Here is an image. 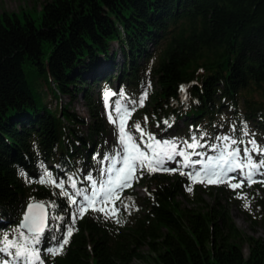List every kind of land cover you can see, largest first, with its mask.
Listing matches in <instances>:
<instances>
[{
    "label": "trees",
    "instance_id": "trees-1",
    "mask_svg": "<svg viewBox=\"0 0 264 264\" xmlns=\"http://www.w3.org/2000/svg\"><path fill=\"white\" fill-rule=\"evenodd\" d=\"M39 13L38 23L27 13L23 20L21 12L0 13V235L11 238L26 203L40 200L54 206L35 245L37 264H264V238L240 232L226 207L201 197L197 208L178 202L188 176L147 170L137 173L147 196L133 201L126 195L120 223L89 210L76 218L63 251L52 255L76 210L60 189L38 182L47 170L71 194L69 176L86 190L89 174L103 179V157L113 154L103 141L98 84L117 94L111 104L121 91L137 104L147 93L141 127L161 141L195 136L203 146L191 161L216 153L222 136L243 140L234 146L241 150L251 148V140L264 147V0H48ZM26 64L45 83L48 100L32 89ZM59 96L82 97L93 122L69 103L49 106ZM251 155L264 160L259 152ZM196 165L182 170L194 172ZM249 188L264 212L258 195L264 184ZM7 258L0 253V261Z\"/></svg>",
    "mask_w": 264,
    "mask_h": 264
},
{
    "label": "snow or ice",
    "instance_id": "snow-or-ice-1",
    "mask_svg": "<svg viewBox=\"0 0 264 264\" xmlns=\"http://www.w3.org/2000/svg\"><path fill=\"white\" fill-rule=\"evenodd\" d=\"M181 91H184L181 88ZM117 95L111 91L104 93L105 105L109 107L111 97ZM120 99L116 100L112 106V111L109 112V121L117 126L118 144L120 151L113 156H104L103 160L109 161L108 167L100 169L101 176H106V179L97 181L89 174L86 179L91 181V189H77V181L73 176H69L70 188L75 191L70 192L65 190V182L57 181L52 174L47 170L40 175L38 182L42 185H49L60 189L59 195L66 197L70 205H76L77 211L73 213V226L67 227L57 247L49 249L50 254H60L64 247L69 243L70 237L74 232V224L76 218L82 217L89 210L105 214V218H115L117 223H120L118 218L119 208L116 207V201L121 199L120 192L123 189L132 186V183L137 179V173H143L147 170L149 173L163 171L169 173L179 172L180 175H186L192 183H208L219 184L229 183L233 189L241 188L244 182L247 181L249 186L252 183L260 182L264 184V180L256 181L254 176L264 175V160L254 161L251 155L252 152H259L264 155V147H258L254 140L249 141L251 148L245 147L241 150L234 147L237 144H243V140H237L228 136L217 137L224 142L222 149H213L218 151V156L207 157L206 162L202 160L190 161L191 155H199L195 150L202 147L199 140L195 136L191 142L178 140H158L155 136L147 133L141 127L139 122L132 125L136 132L140 133L139 143L134 138L132 132L128 128L127 121L130 119L135 108H128L122 103L125 99L123 91L119 93ZM147 98V93L141 96L138 101L139 106H143L144 100ZM115 114V116L113 115ZM147 121V117H145ZM169 127L171 124L167 120L164 121ZM247 135V133H244ZM233 147H229L228 145ZM185 149H191L189 153ZM241 151L243 155H241ZM177 157L182 158V164L177 161ZM170 163H177V167H167ZM194 164H199L201 167L194 172H184L182 168L192 167ZM117 165H120L117 167ZM239 172V181L232 183L237 177L231 175ZM24 175L23 172L20 173ZM188 191L192 188L189 186ZM76 197H80L78 200ZM239 198L244 199L243 196ZM131 199V198H129ZM111 205V211H107ZM49 205V207H53ZM128 206L125 205V209ZM244 207L247 209L250 204L245 201ZM48 217L45 212V205L41 203H30L27 212L25 213L20 225L13 230L12 237L8 234L0 235V253L4 254L7 259L0 261V264H37L40 257L38 249L35 245L40 243L41 237L46 231ZM53 239H57L53 237Z\"/></svg>",
    "mask_w": 264,
    "mask_h": 264
},
{
    "label": "rangeland",
    "instance_id": "rangeland-1",
    "mask_svg": "<svg viewBox=\"0 0 264 264\" xmlns=\"http://www.w3.org/2000/svg\"><path fill=\"white\" fill-rule=\"evenodd\" d=\"M45 1L48 0H0V13L3 11H7L9 13L11 12H21L23 14H20V18L23 20L24 13H27L31 18H33L37 23L39 22V9ZM24 72L26 74L27 80L31 84L32 89L38 93V97L42 100H48L52 95L49 94L48 88L45 87V83L41 84V80H39L34 72L33 66L26 64L24 66ZM115 86V81L111 82V87L113 88ZM97 90V103L99 105L96 107L98 113H101L102 119L104 121V136L103 141L106 145V148L115 155L116 152L120 151V145L118 144V137H117V126L113 123H110L109 121V112L112 111V106L114 105L109 102V107H106L105 105V97L104 93L106 91H110V88H106V86L98 84L96 86ZM118 100V99H117ZM62 101L63 103L67 104L69 103V108L75 112L76 114L82 116L84 120H87L88 123L93 122V116L90 114V109L85 104V100L82 97H79L78 99H75L73 101H70L68 97L66 96H59V99L51 98L50 102H48L49 106L51 107H58V103ZM122 103L128 108H135V111L132 112V115L130 119H128L127 124L129 130L132 132L134 138L139 143L140 140V133L136 132L134 128H132V125H134L136 122H139L142 125H144L145 121L144 118L141 115V106L137 104L136 100L132 97V95L129 98H125ZM144 104V102H143ZM97 113V112H96ZM115 116V114L113 113ZM85 130H87V126L83 127ZM143 128V127H142ZM146 131V130H145ZM222 149V147L218 148ZM219 152L217 151L214 154H211L207 157H215L218 156ZM242 155V153H241ZM206 157V158H207ZM206 158L202 160L203 162H206ZM178 161V157L176 158ZM191 161V160H190ZM196 161V160H193ZM109 161H105L104 166H108ZM176 163H170L167 166L172 167ZM120 165H117L119 167ZM201 165L197 164L195 169L199 170ZM195 170V171H196ZM231 175H234L237 177L236 180L231 181L232 183H237L239 181V172L232 173ZM107 177L104 176L103 179H106ZM189 179V178H188ZM137 180L139 178L135 179L132 183V186L126 189H123L120 192L121 199L119 201H116V207H120L121 205L125 204V197L126 195L133 196L131 199L134 201L136 199L144 198L147 196L146 190H145V184L139 183L137 184ZM254 180L261 181L264 180V177L261 175L254 176ZM223 185V189L220 190L219 188H216V184H208V183H192V181L188 180V185L184 187L183 191L184 193L180 196H178L177 200L183 207H189V208H197L200 207V203L196 200L198 197H201L204 200L205 204L212 205L215 202L220 203L224 207H226L229 212L230 216L234 222V224L238 227L239 231L242 232L245 235L252 236L254 238H264V228L259 224L260 218L259 216L262 215L264 217V212H258L259 209H256L257 204V194L251 193V190L249 188V184L247 181L244 182V185L241 188L233 189L229 186V183H219ZM191 186L192 190L188 191L187 188ZM210 186H213L211 190L209 191ZM258 195H260L264 199V190L260 188ZM240 196H243L244 199L239 198ZM123 199V201H122ZM247 201L250 204L249 208L244 207V203ZM79 202V200H78ZM130 202V201H127ZM112 206L109 205L107 211H111ZM122 208V207H121ZM75 210L77 211V206L75 205ZM119 211L122 212V209L119 208ZM104 214V213H103ZM256 215V216H254ZM79 217V216H78ZM258 220V223L253 222V218ZM113 220H116L115 218H112ZM243 253L244 256H247L248 254V245L245 243L243 244ZM142 252L144 254H147L148 250L147 247L142 248ZM4 255V254H3ZM133 264H147L144 261L134 260Z\"/></svg>",
    "mask_w": 264,
    "mask_h": 264
},
{
    "label": "water",
    "instance_id": "water-1",
    "mask_svg": "<svg viewBox=\"0 0 264 264\" xmlns=\"http://www.w3.org/2000/svg\"><path fill=\"white\" fill-rule=\"evenodd\" d=\"M30 203H41V204H44V205H45V212H46V215H47V217H48L47 225H49V207H48V205H47L46 203H44L43 201H40V200H34V201H29L28 203H26V205H25V207H24V210H23V212H22V214H21V219L17 222V226L20 225V223H21V221H22V219H23L25 213L27 212L28 205H29Z\"/></svg>",
    "mask_w": 264,
    "mask_h": 264
}]
</instances>
